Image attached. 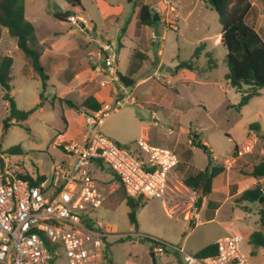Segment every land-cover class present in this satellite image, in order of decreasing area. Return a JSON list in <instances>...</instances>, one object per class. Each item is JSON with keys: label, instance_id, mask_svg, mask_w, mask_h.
I'll list each match as a JSON object with an SVG mask.
<instances>
[{"label": "rangeland", "instance_id": "1", "mask_svg": "<svg viewBox=\"0 0 264 264\" xmlns=\"http://www.w3.org/2000/svg\"><path fill=\"white\" fill-rule=\"evenodd\" d=\"M145 1L152 5L157 3V0ZM162 1L161 14L158 12L162 19L149 27L139 23L141 2L138 0H81L84 11L80 8V14L68 21L54 16L68 9L65 0H24L25 16L35 26L30 43L43 51V65L50 79L44 91L46 101H41V81L37 73L16 40L8 35L6 28L0 27V57L14 58L10 95L21 110L40 105L26 121L19 120L18 125L11 124L3 131L10 110L0 84V153L13 157L30 172L37 168L48 173L54 162L68 163L69 156L57 143L59 133L68 131L72 138L81 141L82 133H89L90 128L81 107L75 110L62 100L82 104L92 95L82 88L93 83L103 101L111 106L101 127L102 134L128 148H133L136 141L143 138L152 146L176 150L180 156L181 165L176 170L180 178L184 179L185 172L190 170L213 167L223 169L222 173H229L231 177H241L243 165L264 160V143L259 139L254 149L231 170L222 164L236 146L242 147L247 142L250 124L257 123L264 131V89L240 111L236 108L249 89L245 86L240 92L227 80L228 51L215 42L222 32L218 13L206 0ZM251 1L256 2L257 7L264 4V0ZM167 2L177 4L178 17L169 12ZM82 23L86 25L83 28ZM256 30L264 40V16ZM106 42L115 43L117 69L121 74L130 75L135 82L145 80L126 87L118 79L100 87L101 79L110 78L105 74L95 78L90 75L97 68L90 56L97 61L99 49ZM201 43L206 47L194 59V69L178 68L181 62L192 59ZM136 50L145 53L147 58L133 59ZM207 52L216 61L215 67L211 68ZM138 64L136 72L130 74L131 65ZM115 85L120 88L116 89ZM123 98L127 99V104L115 111L116 102H123ZM14 122L16 118L10 123ZM199 141L207 146L206 150L198 147ZM12 147H18L19 153L10 152ZM212 155L218 156L217 161ZM90 169L93 177L100 181L114 179L105 164H92ZM226 174L216 178L211 200L224 201L222 186ZM259 183L264 186V179ZM107 203L91 215L113 235L106 239L107 256L113 264H170L169 258L175 255L173 251L158 256L155 244L143 236L167 241L196 255L218 238L235 232L245 237L242 250L249 264H264V248H255L249 240L250 232L261 230L264 233L260 220L264 205L237 203L233 199L225 202L216 214L213 210L206 214L200 209L199 218L187 220L183 215H169V205L162 199H146L144 206L136 210L138 226L135 227L130 221L131 209L122 188L110 196ZM189 206L186 205V209ZM195 206L198 211L197 202ZM190 225L194 226L192 230L188 229ZM176 252L183 259V254ZM57 264H66V261Z\"/></svg>", "mask_w": 264, "mask_h": 264}, {"label": "built area", "instance_id": "2", "mask_svg": "<svg viewBox=\"0 0 264 264\" xmlns=\"http://www.w3.org/2000/svg\"><path fill=\"white\" fill-rule=\"evenodd\" d=\"M166 5L178 17L177 5ZM116 52L115 43L106 42L97 61L90 56L97 69L110 78L102 85L119 79ZM123 99L116 102L115 109L127 104ZM110 109L106 105L85 115L90 132L83 142H59L71 162L55 163L52 176L39 180L38 174L30 175L13 157L0 153V264H57L62 260L66 264H110L106 239L113 235L91 214L120 188L129 198L162 199L171 215L189 220L196 217L200 196L178 176L177 151L152 146L143 138L136 141L135 148H128L102 134ZM258 141V133L251 131L247 142L224 158L223 166L231 170ZM212 159L217 161L218 156L212 155ZM92 164L107 165L114 179L94 178ZM244 240L241 233L222 237L215 243L214 254L198 257L154 238L157 253L175 249L183 254V264H249L242 250Z\"/></svg>", "mask_w": 264, "mask_h": 264}, {"label": "trees", "instance_id": "3", "mask_svg": "<svg viewBox=\"0 0 264 264\" xmlns=\"http://www.w3.org/2000/svg\"><path fill=\"white\" fill-rule=\"evenodd\" d=\"M142 2L139 10V23L142 26L154 27L158 21L153 20L154 13L149 4L143 3L144 0H138ZM209 6L215 10L220 18L222 24L221 32V44L227 49L226 62L229 69L227 74V80L231 86L238 91L246 86L249 91L242 95L240 103L236 108L240 111L241 107L248 104V102L255 96L260 95V91L264 89V40L259 33L246 22V16L252 9L251 0H206ZM68 9L65 11L55 13V18L60 21H68L70 17L78 16L79 9L83 11L81 0H65ZM160 15V14H159ZM161 20V16H160ZM159 20V21H160ZM0 27L7 29L8 35L16 40L17 46L25 54L28 64L37 73L38 78L41 81L42 91L40 92V99L43 101V91L47 88V82L49 81V75L46 68L42 63L41 50L34 48L30 39L34 36L35 26L25 16L24 0H0ZM206 44L201 43L189 61L181 62L178 68L194 69L195 61L198 58L200 51L205 49ZM206 56L210 59L211 68L217 65L216 61L212 58V55L207 52ZM143 60L146 59L144 53L140 50H136L133 59ZM140 60V61H141ZM134 63V62H133ZM13 65L14 58L12 56L0 57V84L5 91L4 98L9 102L10 115L4 120L3 131H6L11 124L18 125V121H26L29 116L39 108V104L29 110H21L17 107L14 98L10 95L11 82L13 81ZM138 65H131L129 73L136 72ZM119 80L126 87H131L135 84V81L130 75H123L118 72ZM65 103L75 110H80L85 114L90 112H97L103 108L104 104L99 102L95 97H88L81 105L75 104L71 100L63 99ZM17 119L16 123H10L12 119ZM63 119L65 120L64 116ZM250 131H256L259 139L264 143V132L257 123L249 125ZM198 147L200 145L198 144ZM237 146L235 147L236 150ZM18 147L10 148V152L13 154L19 153ZM181 163H179L180 168ZM210 166V162L208 164ZM224 170L213 167L207 170H190L185 172L184 181L194 191L200 193L202 190L203 197H199L197 204L200 206L203 198L212 192V185L214 179L222 174ZM240 173L246 177H253L256 179H264V160L255 164H246L240 168ZM32 179L31 176H28ZM44 176H40L39 180H42ZM236 202H248L258 205H264V186L261 183H257L254 187L244 190L238 197L235 198ZM126 202L130 207L129 218L135 227L138 226L136 218V210L139 207H143L146 199L144 198H129L126 197ZM261 224L264 225V209L260 210ZM144 239L153 242L155 241L148 236H143ZM250 242L255 248H264V233L261 230L253 231L249 235ZM216 252V244H211L196 255L198 257H206ZM110 264H113L109 260Z\"/></svg>", "mask_w": 264, "mask_h": 264}, {"label": "crops", "instance_id": "4", "mask_svg": "<svg viewBox=\"0 0 264 264\" xmlns=\"http://www.w3.org/2000/svg\"><path fill=\"white\" fill-rule=\"evenodd\" d=\"M257 1V0H256ZM157 3L152 5L148 2H146L145 0L143 1V3L145 4H149L152 8V11L153 12H156L157 13L159 12L161 14V11L162 9L160 8L161 6V2L163 3L162 0H157L156 1ZM169 3V2H167ZM166 3V4H167ZM256 2L252 1V9L250 10V12L248 13V15L246 16V22L252 26L255 30H256V27H260L261 26V20L263 19V16H264V4L262 3L263 6H260V7H257V5L255 4ZM142 4V2H141ZM177 5V4H176ZM161 16V15H160ZM162 19V17H161ZM86 26L85 24L82 23V28ZM92 28V27H91ZM122 30V29H121ZM257 31V30H256ZM258 32V31H257ZM260 35V34H259ZM156 36H158L156 34ZM215 42L216 43H220L221 42V32L216 36L215 38ZM100 43H98V47H100L99 45ZM221 44V43H220ZM42 52V56H41V59L43 57V51ZM91 52H93L91 50ZM145 54V53H144ZM146 58H147V55L145 54ZM42 63H43V59H42ZM94 63H96L94 61ZM119 72V71H118ZM120 73V72H119ZM101 71H99L97 68H95V70L90 74L92 77H99L101 76ZM37 76V75H36ZM38 77V76H37ZM50 79V78H49ZM145 79H142L140 80L139 82H135V86L137 85V83H140L142 81H144ZM104 80L101 79L99 85L100 87L102 86H105V85H102V82ZM48 83V82H47ZM91 84V85H90ZM116 86V89H119L120 86L118 85H115ZM48 87V86H47ZM82 89L88 91V93H92L91 96L95 97L99 102L103 103L104 106L103 108L106 106V105H109L107 103H105L102 99V97L99 95V92L97 91V88H96V85H93V83H87V85H85ZM113 90H114V87H113ZM112 90V92H113ZM41 91H42V88H41ZM47 91V89H46ZM261 93V91H260ZM43 98H44V101H46V98L44 97V91H43ZM76 104V103H75ZM81 105V104H80ZM120 109V108H119ZM119 109H115V111H118ZM65 118V117H64ZM66 122V120H65ZM16 123V122H14ZM262 129V128H261ZM263 131V130H262ZM264 132V131H263ZM88 133H82V138H81V141L80 140H77L76 138H72L71 136H73L72 134H70L68 131H65L64 133H59L58 135V139H57V143L58 145L62 148V146L59 144V142L61 140H65V141H76V142H83L86 138ZM109 135H113L111 132H109ZM135 148V147H134ZM63 149V148H62ZM70 158V157H69ZM69 162H71V158L69 160ZM57 163V162H54L53 163V167L51 168V170L48 172V173H44L42 171H40L39 169L36 168V171L34 172H30V171H27L30 175L32 174H38L39 176H52L54 175V164ZM222 174H226V173H222ZM221 175V174H220ZM219 175V176H220ZM219 176H217L216 178H218ZM56 178V176L54 177V179ZM216 178L214 179L213 181V185H214V182L216 180ZM261 180L260 179H256V178H253V177H246V176H234V177H231L229 173L226 174V178H225V182H224V185L222 186V191L224 192L225 194V199L224 201L220 202V201H213L211 200L209 197L210 195H212L213 193V188L214 186L212 185V192L207 195L206 197L203 198V201L201 202V205L198 209V211L196 212V218H199V210L202 209L204 212H206V214L213 210L215 211V214L221 210L222 206L225 204V202H229L230 200H233L235 199L236 197H238L244 190L248 189V188H251V187H254L258 182H260ZM105 205H108V203L106 202ZM263 206V205H262ZM264 207V206H263ZM169 215H171V213L168 212ZM185 218V217H184ZM186 219V218H185ZM188 220V219H187ZM264 227V225H262ZM194 228V226L190 225L188 227L189 230H192ZM235 233H240V232H235ZM252 232H250L251 234ZM222 238V237H220ZM218 238V239H220ZM217 239V240H218ZM167 242V241H165ZM217 242V241H216ZM215 242V243H216ZM168 243V242H167ZM173 251V253L175 254L173 257L169 258V263L170 264H183V259L180 258L181 256L177 254V250L175 249H172V248H166L165 249V254H167L169 251ZM175 250V251H174ZM155 251V249H154ZM163 253V254H164ZM155 254L158 255V256H163V254H159L155 251ZM156 255H154L152 253V256L156 259Z\"/></svg>", "mask_w": 264, "mask_h": 264}, {"label": "water", "instance_id": "5", "mask_svg": "<svg viewBox=\"0 0 264 264\" xmlns=\"http://www.w3.org/2000/svg\"><path fill=\"white\" fill-rule=\"evenodd\" d=\"M153 20H154V21H159V20H160V15H159V13H157V12L154 13ZM156 34L158 35V31H157V30H156ZM103 66H105V62H104V65H103ZM198 144L200 145V147L204 148L205 150L207 149V146L202 145L201 141H199ZM199 196H200V197H203V196H204V193H203L202 190L200 191Z\"/></svg>", "mask_w": 264, "mask_h": 264}]
</instances>
